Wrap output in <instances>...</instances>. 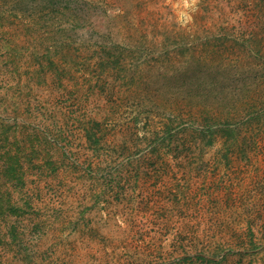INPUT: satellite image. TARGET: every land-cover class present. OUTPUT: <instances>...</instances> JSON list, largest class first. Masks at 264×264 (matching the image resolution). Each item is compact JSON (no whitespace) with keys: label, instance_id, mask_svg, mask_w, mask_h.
Instances as JSON below:
<instances>
[{"label":"rangeland","instance_id":"obj_1","mask_svg":"<svg viewBox=\"0 0 264 264\" xmlns=\"http://www.w3.org/2000/svg\"><path fill=\"white\" fill-rule=\"evenodd\" d=\"M66 1L0 0V264H264V0Z\"/></svg>","mask_w":264,"mask_h":264},{"label":"trees","instance_id":"obj_2","mask_svg":"<svg viewBox=\"0 0 264 264\" xmlns=\"http://www.w3.org/2000/svg\"><path fill=\"white\" fill-rule=\"evenodd\" d=\"M69 2L70 1L67 0L65 3H63V5H58V4H56V6L53 5V7L54 6L55 7L52 8V9H49V7L45 8L44 10H47L45 14L46 15H58V14H62L63 10H70L68 8ZM50 6H52V5H50ZM43 40L47 41V38H43L42 41ZM44 42H41L40 44L43 45ZM47 48H48V50H46L45 53H41L40 56H41V58L47 59L49 61V64H50V66L52 68L51 74L54 76V78H55V74H57L58 76L55 79V81L57 80L58 84H62V82H61L62 79L61 78H62V73H64V72H62V68H63L62 66L70 65V63L72 62V57L71 56L67 57L65 55H57L55 57V59H52V51H50V48H52V45H50V47H47ZM2 58H5L4 62H6V63L11 62V64L13 66H15V65L16 66H15V71H8L6 73H3V75L6 76V78H5V80L4 79L1 80L0 84L3 85L4 83L7 82V80H8L7 73H9V75L11 77H15L16 76V79H17V82H18L17 87H19V89H20L21 80H22V74L20 73V71H19V69L17 67V64H18L17 63V58L15 57V55H13V57H11V54H5ZM12 58H14V59H12ZM4 96H6V94ZM262 114H264V107L263 108L262 107H255L251 111V113L248 114V118L247 119L240 120L236 124L251 125L252 121H254V119H256V117H258L259 115H262ZM218 124H222V123H214L215 126L218 125ZM5 126H6L5 120L0 119V132H1L0 134H2L4 140H6L4 134L7 132V131H4ZM6 127L9 128V126H6ZM233 131H234V129H232V128L230 129L228 126L227 127L220 126L217 129L213 130L212 129V125H210V123H208L206 125V127L203 129L202 133L204 134V137L207 138V143H211V139H213L214 133L218 132V133H221L222 135H226L227 137L230 136L231 138H233L235 136L234 134H232ZM97 133H98V131L94 130L93 128H87L84 131L86 139L89 141L90 144L99 145L100 144V138H99V136H97ZM170 133H171V131L168 130L167 134L169 135ZM44 134H47V133H44ZM230 134H232V135H230ZM227 137H226V139H228ZM6 157H7V155H6ZM15 160L17 162H15L12 165L13 167L9 166L7 164V166L2 165L3 167H2V169H0V175L8 178V179H5L2 184H0V201L1 202L5 201L8 204H10V200L13 197V195L15 193L21 192V189L23 187L21 185H23V175H24V173H23V171H21L22 168H21V165H20V157L16 156ZM3 164H5V163H3ZM1 178H3V177H0V179ZM9 206L6 208L7 212L9 210H14V212L17 211V210L18 211L20 210L19 207H14L13 208V207H9ZM183 260L184 261H194V260L195 261H208L202 255L185 256V257L181 258V261H183Z\"/></svg>","mask_w":264,"mask_h":264}]
</instances>
